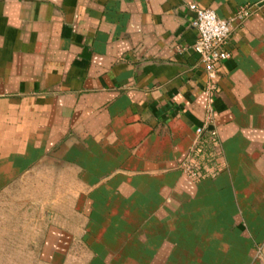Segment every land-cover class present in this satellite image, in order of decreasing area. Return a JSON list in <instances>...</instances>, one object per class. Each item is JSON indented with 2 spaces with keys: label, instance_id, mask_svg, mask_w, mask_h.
I'll return each mask as SVG.
<instances>
[{
  "label": "crops",
  "instance_id": "0c3cea01",
  "mask_svg": "<svg viewBox=\"0 0 264 264\" xmlns=\"http://www.w3.org/2000/svg\"><path fill=\"white\" fill-rule=\"evenodd\" d=\"M192 3L255 7L208 127L223 169L199 182L179 170L208 115ZM27 197L45 264H264V0H0V209Z\"/></svg>",
  "mask_w": 264,
  "mask_h": 264
},
{
  "label": "built area",
  "instance_id": "2783aa9c",
  "mask_svg": "<svg viewBox=\"0 0 264 264\" xmlns=\"http://www.w3.org/2000/svg\"><path fill=\"white\" fill-rule=\"evenodd\" d=\"M254 6H242L231 19H221L211 9H202L195 3L189 5L193 14L191 25L198 33L193 51L207 75V123L197 130V138L179 170L190 180L199 182L222 172V151L215 132H208L213 124L214 103L220 93L221 65L231 58L228 43L232 33L253 15ZM208 134V136H206Z\"/></svg>",
  "mask_w": 264,
  "mask_h": 264
},
{
  "label": "rangeland",
  "instance_id": "374dc122",
  "mask_svg": "<svg viewBox=\"0 0 264 264\" xmlns=\"http://www.w3.org/2000/svg\"><path fill=\"white\" fill-rule=\"evenodd\" d=\"M56 184V183H55ZM30 182H22L17 184L16 187H12V190H21L23 192H27L30 189ZM56 187V185H55ZM15 198H8L7 201L10 207L5 209H0V225L2 222L6 221V225L11 223L13 225V221L22 220L23 230H22V245L21 247H16V252H14L13 247H0V264H45L41 261L39 248L36 245L28 244L30 240V236H33V230L29 229V225L32 226L34 215L31 210V198H22L21 208L17 205L13 206V200ZM55 201H60L61 199L55 198ZM2 203V202H1ZM1 207V206H0ZM3 212L6 213L3 215ZM26 227V228H25ZM20 251V253L18 252ZM75 264H84L83 262Z\"/></svg>",
  "mask_w": 264,
  "mask_h": 264
}]
</instances>
